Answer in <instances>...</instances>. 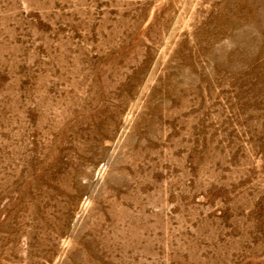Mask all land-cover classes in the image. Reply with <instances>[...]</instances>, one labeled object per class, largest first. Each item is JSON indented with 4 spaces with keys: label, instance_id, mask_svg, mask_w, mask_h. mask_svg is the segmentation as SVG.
I'll list each match as a JSON object with an SVG mask.
<instances>
[{
    "label": "rangeland",
    "instance_id": "1",
    "mask_svg": "<svg viewBox=\"0 0 264 264\" xmlns=\"http://www.w3.org/2000/svg\"><path fill=\"white\" fill-rule=\"evenodd\" d=\"M0 264H264V0H0Z\"/></svg>",
    "mask_w": 264,
    "mask_h": 264
}]
</instances>
